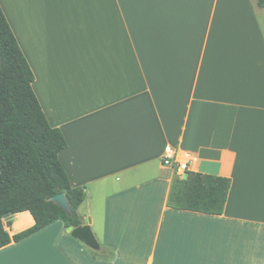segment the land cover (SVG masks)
Segmentation results:
<instances>
[{
  "label": "crops",
  "instance_id": "0c3cea01",
  "mask_svg": "<svg viewBox=\"0 0 264 264\" xmlns=\"http://www.w3.org/2000/svg\"><path fill=\"white\" fill-rule=\"evenodd\" d=\"M67 140L95 245L57 220L0 264H264V8L255 0H0ZM173 147L174 165H166ZM179 162L232 180L222 214L168 205ZM83 203L80 205L83 206ZM9 233L35 221L4 219Z\"/></svg>",
  "mask_w": 264,
  "mask_h": 264
},
{
  "label": "trees",
  "instance_id": "16d2710c",
  "mask_svg": "<svg viewBox=\"0 0 264 264\" xmlns=\"http://www.w3.org/2000/svg\"><path fill=\"white\" fill-rule=\"evenodd\" d=\"M256 5L264 8V0H256ZM34 81V72L0 4V248L57 220L67 227L83 224L79 207L85 190L71 185L60 159L67 140L49 123ZM231 184L229 177L187 169L184 176L175 174L168 205L222 214ZM62 192L68 195L73 215L51 200ZM22 212H29L35 223L12 236L4 219Z\"/></svg>",
  "mask_w": 264,
  "mask_h": 264
},
{
  "label": "water",
  "instance_id": "95a60500",
  "mask_svg": "<svg viewBox=\"0 0 264 264\" xmlns=\"http://www.w3.org/2000/svg\"><path fill=\"white\" fill-rule=\"evenodd\" d=\"M51 200L62 207L65 211L73 215L71 203L66 192L54 195L51 197ZM68 229L74 237H79L88 244L95 245L96 240L88 224H82L78 227L69 226Z\"/></svg>",
  "mask_w": 264,
  "mask_h": 264
},
{
  "label": "built area",
  "instance_id": "2783aa9c",
  "mask_svg": "<svg viewBox=\"0 0 264 264\" xmlns=\"http://www.w3.org/2000/svg\"><path fill=\"white\" fill-rule=\"evenodd\" d=\"M175 155H176V150L173 147L168 146L166 148V153H165V156H164V159H163L164 163L166 165H174L173 164V158H174ZM177 170L180 173H184L187 170V164L179 162Z\"/></svg>",
  "mask_w": 264,
  "mask_h": 264
},
{
  "label": "rangeland",
  "instance_id": "374dc122",
  "mask_svg": "<svg viewBox=\"0 0 264 264\" xmlns=\"http://www.w3.org/2000/svg\"><path fill=\"white\" fill-rule=\"evenodd\" d=\"M255 2H256V0H255ZM89 207H92L93 208L92 210L94 211V213H97V203H95V202L92 203L91 200H88L85 203H83V206H81V208H79V212L80 213L85 212V209L89 208Z\"/></svg>",
  "mask_w": 264,
  "mask_h": 264
}]
</instances>
